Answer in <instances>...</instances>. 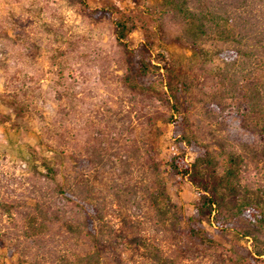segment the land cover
<instances>
[{
    "label": "rangeland",
    "instance_id": "374dc122",
    "mask_svg": "<svg viewBox=\"0 0 264 264\" xmlns=\"http://www.w3.org/2000/svg\"><path fill=\"white\" fill-rule=\"evenodd\" d=\"M162 1L0 0V113L11 116L0 122V264H83L91 250L87 239L68 234L62 225L42 226L40 207L49 214L60 211L62 217L78 211L51 182L46 164L52 160L63 189L72 188L77 176L80 199L90 197L111 223L105 264H153L130 243L135 238L158 245L175 264L218 261L159 221L149 201L154 170L146 162L148 153L184 218L191 216L199 192L189 177L168 173L167 163L182 152L168 124L172 111L154 94L132 87L130 60L116 40L113 20L90 13L110 3L127 11L138 27L128 48L138 47L148 32L156 33L155 55L186 73L198 93L210 91L215 86L210 65L174 42L181 27L171 15L160 19ZM16 105L22 115H16ZM193 159L186 154L187 164ZM245 178L253 183L262 179L257 170ZM220 223L240 231L227 209ZM209 231L228 248L236 239L221 236L216 227ZM239 242L253 251L250 237Z\"/></svg>",
    "mask_w": 264,
    "mask_h": 264
},
{
    "label": "trees",
    "instance_id": "16d2710c",
    "mask_svg": "<svg viewBox=\"0 0 264 264\" xmlns=\"http://www.w3.org/2000/svg\"><path fill=\"white\" fill-rule=\"evenodd\" d=\"M78 1L85 5L84 0ZM161 7L160 19L171 15L181 27L174 42L192 49L201 63L210 65L208 71L215 81L210 91L198 93L186 73L169 68L162 55H155L156 33L148 32L138 47L128 48L127 40L138 27L127 11L114 3L110 8L89 10L97 19L113 20L116 40L126 48L130 60L132 87L154 94L172 111L168 124L174 127L182 152L169 160L168 173L189 177L199 192L191 216L184 218L176 211L166 182L157 174L158 163L151 152L146 156L154 170L149 201L165 228L173 233L174 228L179 230L180 237L215 256V264H264V0H163ZM2 102L11 106V101ZM15 107L16 115H22V107ZM195 108L197 113L192 111ZM8 120L10 115L0 113V122ZM153 128L160 131L155 123ZM187 153L194 157L191 165L186 163ZM46 169L65 203L77 205L78 211L62 217L60 211L49 214L40 207L42 226L57 223L68 234L87 239L91 250L82 263L105 264L110 246L106 228H111V223L90 197L80 199L77 176L75 185L64 190L53 160ZM250 170H257L262 179L257 183L246 180ZM226 209L240 224V231L232 224L220 223ZM212 227L221 236L236 238L229 248L215 240L209 231ZM245 237L252 239L253 251L240 244ZM130 243L144 251L153 264H175L147 239L135 238Z\"/></svg>",
    "mask_w": 264,
    "mask_h": 264
}]
</instances>
